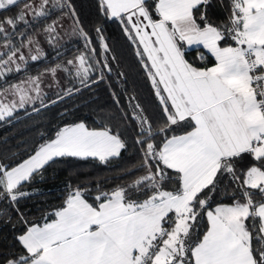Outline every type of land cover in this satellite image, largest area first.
<instances>
[{
  "label": "snow or ice",
  "instance_id": "6c2138e0",
  "mask_svg": "<svg viewBox=\"0 0 264 264\" xmlns=\"http://www.w3.org/2000/svg\"><path fill=\"white\" fill-rule=\"evenodd\" d=\"M97 2L102 16L117 22L135 47L159 102L161 122L154 124L138 103L132 106L125 118L137 129L140 160L125 175L134 178L109 190L99 184L94 189L69 186L63 204L42 224L21 213L26 228L16 239L23 251L6 264H264V0H229V16L221 24L209 15L212 0ZM21 3L15 17L0 19L6 49L0 52V80L45 55L39 41L25 32L19 35L29 57L12 42L19 27L30 24L29 16L48 17L51 4L76 18L70 0H40L38 6L34 0H0V11ZM57 27L53 21L43 29L53 47ZM95 31L107 52L102 29ZM73 34L84 40L86 51L0 88V121L10 122L17 110L37 100L47 108L41 87L47 76L57 86L59 73L84 87L104 80V70L111 71L106 58L100 66L82 28ZM194 46L207 50L214 65L190 62L186 52ZM205 58L200 51L198 59ZM73 91L80 89L68 88L65 95ZM113 99L119 104L115 93ZM40 139L26 158L0 160V200L17 204L31 195L25 186L61 159L107 164L129 147L118 128H90L83 121L59 126ZM221 194L230 202L219 201Z\"/></svg>",
  "mask_w": 264,
  "mask_h": 264
},
{
  "label": "trees",
  "instance_id": "16d2710c",
  "mask_svg": "<svg viewBox=\"0 0 264 264\" xmlns=\"http://www.w3.org/2000/svg\"><path fill=\"white\" fill-rule=\"evenodd\" d=\"M70 3L76 12L75 19L79 21L78 26L70 13L66 14L67 8L63 10L56 8L49 12L48 17L30 20L26 28L20 26L17 34L11 36L15 47L26 42L19 32L33 36L60 15H65L75 28H82L88 34L92 41L91 47L97 50L95 59L99 60L102 66L106 58L111 71L105 69L104 80L90 83L88 87L74 83L71 88H79L80 91H73L71 96L59 92L48 93L44 99V103L49 105L47 108L35 104L17 110L14 119L8 118L10 122L0 121V160L9 163L12 162L13 157L16 160L24 159L38 143L43 142L40 139L41 134L47 137L59 126L81 121L90 128H99L104 124L118 128L129 147L121 158L107 164L92 158L61 159L59 163L47 168L43 178H37L36 181L25 186L23 190L30 192L31 195L17 204L7 199L0 200V264H6L8 259H14L22 254V247L16 239L26 228V225L20 222L21 213L29 222L42 224L44 217L52 219L51 213L63 204L69 186L75 188L87 185L94 189L99 184L104 190H109L134 178L125 175L126 170L137 165L140 160V154L134 144L137 129L131 120L125 118V113L132 112V106L138 103L144 110V115L154 124L161 122L159 102L139 63L135 47L123 34L118 23L106 20L102 16L97 0H70ZM22 6L23 3L10 10L0 11V19L15 17ZM229 7V0H212V6L208 10L211 19L217 24L226 23ZM97 27L102 29V35L109 49L107 52L101 48L100 39L95 31ZM222 46H225L224 43ZM84 51H86L85 42L78 35H74L61 45L55 47L48 45L45 55L40 60L29 61L26 69L21 72L7 74L4 80L0 81V88L18 82L27 75H37L57 63H65ZM200 51L205 52L201 48L188 49L186 58L198 67L212 65L215 60L206 52L204 60L198 59ZM98 77L99 71L94 78L98 79ZM113 93L119 99V104L114 101ZM58 96H64V99L59 100ZM53 100L57 103L51 104ZM33 108L40 110L36 112ZM142 174V172L135 173L136 176ZM228 192L230 193L231 189H228ZM217 199L224 203L230 202L228 196L224 194Z\"/></svg>",
  "mask_w": 264,
  "mask_h": 264
},
{
  "label": "rangeland",
  "instance_id": "374dc122",
  "mask_svg": "<svg viewBox=\"0 0 264 264\" xmlns=\"http://www.w3.org/2000/svg\"><path fill=\"white\" fill-rule=\"evenodd\" d=\"M34 2L38 6L40 3V0H34ZM22 8H23V6H22ZM48 8H49V12L56 9V8H53L51 6V4L48 6ZM28 19L33 20V18L31 16H29ZM54 21H58L57 32L59 33V37H58L56 45H61L62 43L67 41L69 38H72L74 36L73 29L75 27L69 21L68 17L65 15H60ZM52 22L49 24H52ZM43 29L39 33L33 35L32 37L39 41V47L43 50V52H45V49L50 44L48 43V36L43 31ZM8 31L11 33V29H8ZM3 44H4V38L2 35H0V52L6 51V49L3 47ZM13 44H14V42H13ZM17 48H21V51L23 52L24 56L29 57V49L27 47H21V45H20ZM32 54H35V52H33ZM4 58L6 59V57H4ZM29 61H31V60L29 59L28 62ZM18 63H19V61H18ZM12 67L15 68V65H12ZM13 72H15V71H13ZM13 72H11V73H13ZM43 72H41V73H43ZM27 76H30V75H27ZM27 76L23 79H26ZM34 76H36V75H34ZM57 79L60 81L59 86H57L55 84V82L53 81L51 76L45 77V82L43 85H41V87L43 88L45 93H47V94L51 93V92L52 93H58V92L59 93H65V90L68 88H71V86L74 83H79L78 80L71 79V78L67 77L66 74H64V73H59L57 76ZM19 82L20 81L15 82V83H19ZM15 83H11V84H15ZM49 85H51V86L49 87ZM3 87H6V86H3ZM8 99L10 100V99H14V98L9 96ZM16 99H18V98H16ZM5 102H7V101H5ZM35 104H40L39 100L35 101L34 104H29V105H26L25 107H30V106H33Z\"/></svg>",
  "mask_w": 264,
  "mask_h": 264
},
{
  "label": "crops",
  "instance_id": "0c3cea01",
  "mask_svg": "<svg viewBox=\"0 0 264 264\" xmlns=\"http://www.w3.org/2000/svg\"><path fill=\"white\" fill-rule=\"evenodd\" d=\"M194 48H197V47H192V48H190V49H194ZM201 49H203L202 48V46L200 47ZM206 53H207V50H205V49H203ZM208 54H210V53H208ZM211 55V54H210ZM212 56V55H211ZM213 57V56H212ZM214 58V57H213ZM214 60H215V58H214ZM214 63H215V61H214ZM214 63L212 64V65H210L209 67H211V66H213L214 65Z\"/></svg>",
  "mask_w": 264,
  "mask_h": 264
}]
</instances>
